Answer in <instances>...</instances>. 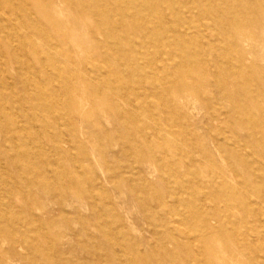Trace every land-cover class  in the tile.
I'll return each instance as SVG.
<instances>
[{"label":"rangeland","instance_id":"obj_1","mask_svg":"<svg viewBox=\"0 0 264 264\" xmlns=\"http://www.w3.org/2000/svg\"><path fill=\"white\" fill-rule=\"evenodd\" d=\"M0 264H264V0H0Z\"/></svg>","mask_w":264,"mask_h":264},{"label":"bare ground","instance_id":"obj_2","mask_svg":"<svg viewBox=\"0 0 264 264\" xmlns=\"http://www.w3.org/2000/svg\"><path fill=\"white\" fill-rule=\"evenodd\" d=\"M194 11V10H193ZM93 60V59H92ZM8 79V78H7ZM154 122V121H153ZM43 124V123H42ZM178 126V125H177ZM175 139V138H174ZM5 170V169H4ZM21 178V177H20ZM21 180H23V179H21Z\"/></svg>","mask_w":264,"mask_h":264}]
</instances>
